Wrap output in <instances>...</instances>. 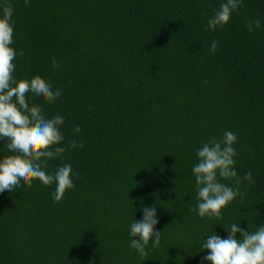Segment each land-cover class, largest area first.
Returning a JSON list of instances; mask_svg holds the SVG:
<instances>
[{
    "label": "trees",
    "instance_id": "trees-1",
    "mask_svg": "<svg viewBox=\"0 0 264 264\" xmlns=\"http://www.w3.org/2000/svg\"><path fill=\"white\" fill-rule=\"evenodd\" d=\"M10 2L14 78L39 76L61 90L52 103L27 97L48 118L64 117L53 149L84 146L48 161V173L71 165L74 187L60 201L55 184L38 180L0 193V264H208L209 235L264 225V0H241L215 29L208 20L225 0ZM226 131L237 136L242 195L222 218H201L190 211L196 152ZM12 154L0 140V160ZM217 179L237 187L236 178ZM153 205L161 243L149 241L141 258L130 225Z\"/></svg>",
    "mask_w": 264,
    "mask_h": 264
},
{
    "label": "clouds",
    "instance_id": "clouds-1",
    "mask_svg": "<svg viewBox=\"0 0 264 264\" xmlns=\"http://www.w3.org/2000/svg\"><path fill=\"white\" fill-rule=\"evenodd\" d=\"M29 6L30 0H24ZM241 0H225L214 16L208 20V28L215 29L225 25L233 11L237 10ZM2 16H0V140L6 141L8 152L14 153L0 160V193L11 192L24 185L31 186L33 180L42 185L55 184L52 193L54 202L63 197L67 189L74 187L71 179L70 164H64L55 169L53 173L46 171L48 161L61 157L66 150L83 147L75 140H69L66 147H55L64 141L60 126L64 117L60 114L48 118L43 109L30 103L27 94L40 97L52 103L62 95V91L53 90L51 85L39 76L31 80H16L13 76L16 52L10 47L13 43L14 27L12 24L13 5L10 0L0 3ZM253 26L259 28L260 20H252L247 24L251 32ZM218 41L213 40L210 51L214 52ZM23 54L22 52L20 53ZM53 67L58 63L53 58ZM73 133H80L79 126L73 128ZM237 140L234 132L226 131L222 139L212 137L196 152L198 163L193 167L197 189V205L194 210L201 218L209 217L220 219L221 209L226 207L237 196L242 195L239 190L241 183L238 173L234 169L236 150L233 144ZM228 179L236 178L235 189L221 183L217 176ZM252 181V172L248 171L243 177ZM143 217L140 221H133L130 225V247L136 250L140 257L147 255L146 246L152 241V246L158 247L161 243V232L154 231L158 219L156 206L141 209ZM227 238L212 233L202 244L207 251L203 257L208 264H264V225L254 232L245 231L237 223L229 226ZM239 233L240 239H237Z\"/></svg>",
    "mask_w": 264,
    "mask_h": 264
}]
</instances>
